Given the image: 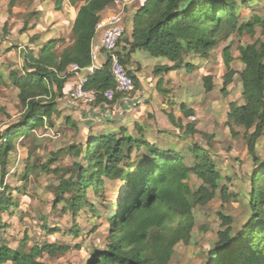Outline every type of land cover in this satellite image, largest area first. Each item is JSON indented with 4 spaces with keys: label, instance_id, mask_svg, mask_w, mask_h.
<instances>
[{
    "label": "trees",
    "instance_id": "trees-1",
    "mask_svg": "<svg viewBox=\"0 0 264 264\" xmlns=\"http://www.w3.org/2000/svg\"><path fill=\"white\" fill-rule=\"evenodd\" d=\"M63 1L54 0L56 12L62 9ZM68 1L71 5L76 2ZM79 1L81 5L71 24L72 44L60 53L56 52V45L60 42L56 39L49 40L37 53L26 49L20 72L12 71L8 75L10 84L17 91L21 115L18 124L0 135V185L3 186L0 217L17 206L6 195L9 187L3 183L15 140L27 137L46 123L51 124L57 116V101L64 97V84L70 77L67 69L71 65L86 67L89 64L90 42L95 36V27L102 12L115 0ZM242 3L252 13V6H248L246 0H241ZM237 7L235 0H144L133 15L128 38L123 40V35L119 44L120 63L133 80L132 93L138 89L139 82L128 69L131 54L146 52L153 58H162L172 64L171 67L155 68L154 75L185 68L191 73L194 66L185 63V57L197 55L207 58L219 44V34H224L225 38L232 34L253 37L256 28L264 34V19L251 14L249 19L243 20ZM35 40L32 38L31 42ZM237 50L243 68L239 73L243 104L229 105L226 126L236 136L234 128L245 130L247 154L258 168L251 177L250 217L241 230L232 235V220L219 214L225 229L218 233V240L209 251L208 258L212 264H264V162L256 151L257 142L264 134V42L256 40ZM229 51V48L224 49L222 55L224 93L236 76V71L231 68ZM201 81L204 92H212V76H204ZM5 84L0 73V85ZM87 88L98 93L93 106L110 105L126 96L115 93L111 102L103 98V93L114 89L107 62L90 78ZM179 112L184 119H194V110L185 103L179 104ZM167 118L186 138L196 135L194 121L182 125L172 113H168ZM139 135V138L130 136L122 126L116 132L92 135L82 150H74L73 147L61 149L51 154L42 168L49 171V166L62 153L81 157L84 164L76 165L75 177L61 182L54 201L55 205L64 202L73 213L87 204L84 202L86 191L92 187L99 189L104 178L118 180L124 186L120 201L107 218V247L104 251L94 252L87 264H169L174 247L190 240L195 225L192 209L208 204L220 187V173L206 148L198 144L189 146L188 154L194 161L186 165L184 154L160 149ZM29 173L30 170L25 168L24 179ZM53 173L58 174L59 171L54 170ZM190 175L201 182L195 192L188 186ZM66 193L68 197H65ZM221 193L224 197V188ZM74 249H79V246H74ZM69 250L71 247L68 245L48 243L42 247L35 244L27 253H21L1 245L0 264H43L39 261L42 255L53 258L57 254L65 255Z\"/></svg>",
    "mask_w": 264,
    "mask_h": 264
},
{
    "label": "rangeland",
    "instance_id": "rangeland-1",
    "mask_svg": "<svg viewBox=\"0 0 264 264\" xmlns=\"http://www.w3.org/2000/svg\"><path fill=\"white\" fill-rule=\"evenodd\" d=\"M235 2L238 5L237 12H240L243 20L249 19L251 14H257L264 19V0H246V4L253 8L252 13L247 6L241 4V0ZM140 3L134 2L131 8H137ZM63 4L62 9L56 12L54 0H0V73L6 83L0 85V135L19 122L21 108L17 91L10 84L8 75L12 71L20 72L25 50L37 53L45 43L55 38L60 40L56 45L57 53L72 44L71 24L75 10L65 11ZM75 7L78 10L79 4ZM129 11L126 8L123 10V40L129 36L127 29L130 28L135 14L134 11ZM55 24L56 27H53ZM32 38L36 40L31 42ZM217 38L219 44L211 50L207 58L187 55L185 63L193 64L194 69L188 73L185 68L181 71V76L177 77L180 81L178 84L183 87L186 79L192 84L184 103L193 102L196 105L199 119L181 122L182 125L195 122L197 133L193 138H186L177 128L169 125L168 120H144L142 127L134 123L136 127L130 129L131 131L121 123L114 126L105 122L106 120H95L94 125L91 124L88 129V124L92 121L79 120L82 106L66 96L58 101L59 111L51 124L46 123L27 137L16 139L3 183L9 187L6 195L17 206L0 217V246L6 245L21 253H27L35 244L39 247L48 243L71 247L65 255L57 254L53 258L42 255L39 261L43 264H87L94 252L104 251L109 242L107 218L110 210H114L113 207L120 201L124 191L122 182L104 178L99 189L92 187L86 191L84 202L87 204L79 212L73 213L64 202L55 205L54 201L61 182L71 176L75 177L76 165L84 164L81 157L62 153L49 166V171L45 172L42 168L51 154L68 147L82 150L88 137L102 132H116L122 126L130 135L139 138L141 134L146 141L160 149H172L184 154L186 165H191L194 161L193 156L188 154L189 146L198 144L209 151L220 173V187L208 204L192 209L195 225L190 240L187 244L179 243L174 247L169 264H212L208 253L217 242L218 233L225 229L221 225L219 214L232 220V235L241 230L251 215V177L258 167L253 165L247 154L245 130L234 128L237 136L230 133L226 126V115L231 103L243 104L239 77L243 68L237 48L245 47L256 40L264 42V34L261 29L256 28L253 37L232 34L225 38L224 34H219ZM226 48L230 49L231 68L236 71V76L224 93L222 77L225 69L222 55ZM157 59L141 51L135 55V60L143 68L142 75L148 74L146 67L152 63L164 61L162 58ZM203 76H212L213 90L208 94L202 88ZM183 90L184 88L174 92V95H183ZM171 105L176 107V104ZM167 123L169 127H166ZM256 151L264 162V134L257 142ZM25 168L30 170L26 179L23 176ZM54 170L59 173H53ZM200 184L197 178L190 175L188 186L192 192ZM2 189L3 186L0 185V193ZM65 197H68L67 193ZM74 246H79V249H74Z\"/></svg>",
    "mask_w": 264,
    "mask_h": 264
},
{
    "label": "crops",
    "instance_id": "crops-1",
    "mask_svg": "<svg viewBox=\"0 0 264 264\" xmlns=\"http://www.w3.org/2000/svg\"><path fill=\"white\" fill-rule=\"evenodd\" d=\"M119 1L121 5H124L126 9L130 10L129 11L130 13H132V11H134L135 13V11L144 2V0H119ZM134 2L136 3L141 2V3L138 5L137 8L132 9L131 7L132 5H134ZM77 4H79L80 6L81 2L77 0L74 5H71L68 0H64L63 6L65 8V11L75 10L72 16L73 20L76 16L77 10L75 9L76 8L75 6ZM113 7L114 5L104 10L101 14V18L106 17L108 11ZM53 27H56V24ZM127 30H129V34H130L131 26ZM120 51H121V47H120ZM135 55L136 53L131 54V64L128 66V69L131 70L133 72V75L137 78L139 82L138 89L130 96H123L120 99L116 100L115 103L110 105L99 104L97 106L80 107L81 115L79 120L92 121V123L88 124L89 126L88 129L91 128L90 127L91 124L94 125L95 120L97 121L106 120L105 122H108V124H112L114 126H118V123H121L127 126L128 127L127 129L131 131L133 128H135L134 123H138L140 127H142V125H144V120H168L167 118L168 113H172L175 120H190V119H184L182 117V114L179 112V104L184 103V100H186L187 95L190 93L189 90H191L192 87L190 86L192 84L191 81H189V79H186L184 87L181 84H178L180 81L177 79V77L181 76V71H183L184 69L173 72H163V73L160 72L154 75L153 70L155 68L162 66H167V67L172 66L171 63L163 59L164 61H162L161 63L156 61L152 63L150 66L146 67L148 68L146 70L148 74L142 75L143 68L135 60ZM190 76L191 74L187 75V78H189ZM73 84H74V79H72L70 75V77L67 79L66 83L64 84V89H63L64 97L61 99L66 98L67 93L70 91ZM164 85L165 87H163ZM182 88H184L183 95L175 96L174 92L181 90ZM61 99H58V101H60ZM58 101H57V111H59ZM171 104H176V107L172 106ZM186 105H188L190 108L194 110L193 120H198L199 118L197 114L196 105L193 102ZM95 112H98V114L95 115ZM169 125L171 124L169 123ZM166 127H169L168 123Z\"/></svg>",
    "mask_w": 264,
    "mask_h": 264
},
{
    "label": "built area",
    "instance_id": "built-area-1",
    "mask_svg": "<svg viewBox=\"0 0 264 264\" xmlns=\"http://www.w3.org/2000/svg\"><path fill=\"white\" fill-rule=\"evenodd\" d=\"M114 7L108 11L106 17L101 18L94 31V37L90 42V60L86 67L71 65L67 69L74 79L72 88L67 93L68 98L80 106H93L98 93L88 89L90 78L100 70L107 62L114 82V89L103 93L107 102L113 100L115 93L130 96L134 91L132 78L128 70L120 63V41L125 33L123 10L126 8L115 0Z\"/></svg>",
    "mask_w": 264,
    "mask_h": 264
}]
</instances>
